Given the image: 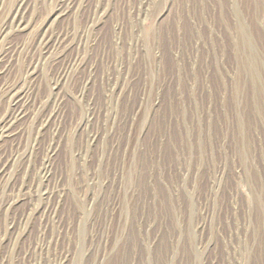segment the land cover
Instances as JSON below:
<instances>
[{
  "label": "rangeland",
  "instance_id": "374dc122",
  "mask_svg": "<svg viewBox=\"0 0 264 264\" xmlns=\"http://www.w3.org/2000/svg\"><path fill=\"white\" fill-rule=\"evenodd\" d=\"M1 26L0 119L31 96L0 264H264V0H0Z\"/></svg>",
  "mask_w": 264,
  "mask_h": 264
},
{
  "label": "bare ground",
  "instance_id": "6f19581e",
  "mask_svg": "<svg viewBox=\"0 0 264 264\" xmlns=\"http://www.w3.org/2000/svg\"><path fill=\"white\" fill-rule=\"evenodd\" d=\"M61 1V0H60ZM13 8V7H12ZM19 6L16 8L15 11H13L12 13V22H11V25L13 26H16V27H19L23 20H21V18L19 16ZM10 10V9H9ZM9 14V12H8ZM10 16V15H9ZM6 23V22H5ZM10 24V23H9ZM3 25V24H2ZM6 26V25H5ZM7 31V30H6ZM5 27L4 26H1V29H0V38L4 37L5 35ZM51 34V33H50ZM47 35V34H46ZM51 39L50 37L48 36H42L40 37V49H41V53L44 55L48 52V50L51 48L50 46L52 45L55 46V44H51ZM58 40V39H57ZM6 41L4 40V43ZM3 43V41H2ZM39 45V44H38ZM2 46V45H0ZM4 46V45H3ZM11 46V45H10ZM19 47V46H18ZM58 47V45H57ZM17 48V47H16ZM16 48L14 47H2L0 48V62H3L4 59H7L6 56H12L13 53H15L16 51ZM55 48V47H54ZM53 48V49H54ZM39 50V49H38ZM40 52V51H39ZM39 54V53H38ZM41 54V55H42ZM42 57V56H41ZM10 59V58H9ZM8 59V60H9ZM32 59V58H31ZM35 60V59H34ZM5 61V60H4ZM33 61V60H32ZM30 62V61H29ZM4 63V62H3ZM1 65V64H0ZM35 66V62H32V63H29V66H28V72L29 74L33 75L34 74V70L36 67ZM1 69V68H0ZM4 71V70H3ZM1 72V71H0ZM25 72V71H23ZM27 74V73H26ZM64 73L61 72L59 74V76L57 78H63L64 76ZM25 77V76H24ZM27 77V76H26ZM27 79V78H26ZM29 80V79H27ZM26 80V81H27ZM25 81V80H24ZM25 81V82H26ZM30 81V80H29ZM28 82V81H27ZM17 83V82H16ZM23 86L24 83H22ZM5 85V84H4ZM17 85V84H16ZM3 87V86H2ZM23 88V87H22ZM18 89V88H15V86H10L8 85V82H7V85H5L2 89V93L6 96L7 100H8V109H7V112L3 115V117L0 119V136H5L7 134H9L11 132V127L12 125L14 124L15 121L19 120L21 117L25 116L26 113H27V105L29 103V97L31 96L29 94V91L28 90H25L24 88L23 89ZM1 94V93H0ZM5 98V97H4ZM29 108V107H28ZM34 113V112H33ZM29 114V113H28ZM41 122V121H40ZM15 131V130H14ZM1 139V137H0ZM15 152V151H14ZM11 154H13V152H11ZM9 154V156L11 155ZM87 154V153H86ZM14 155V154H13ZM11 155V156H13ZM19 155V154H18ZM10 156V157H11ZM16 156V155H15ZM15 156L13 157L15 159ZM23 156V155H22ZM17 157V156H16ZM10 159L9 158H6L4 162H2V164H0V168L2 169L5 164L7 163V161H9ZM17 160V159H15ZM45 170V169H44ZM43 170V171H44ZM44 177V176H43Z\"/></svg>",
  "mask_w": 264,
  "mask_h": 264
}]
</instances>
